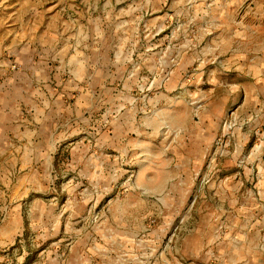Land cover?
I'll use <instances>...</instances> for the list:
<instances>
[{
    "label": "crops",
    "instance_id": "crops-1",
    "mask_svg": "<svg viewBox=\"0 0 264 264\" xmlns=\"http://www.w3.org/2000/svg\"><path fill=\"white\" fill-rule=\"evenodd\" d=\"M137 4L157 13L166 5L187 7L188 0H0V215H8L0 222V264L48 262L43 242L34 254L35 245L19 239L27 228L23 199L44 180L50 136L64 135L71 117L72 132L97 129L101 99L107 145L122 136L132 165L138 144L145 153L138 166L156 168L135 177L137 188L112 201L103 223L124 235L135 263L264 264V23L243 31L242 16L208 18L217 25L185 35L163 79L114 84L85 77L120 70L125 78L134 69L158 74V44L147 47L144 39L161 43L163 18L131 16ZM230 108L247 121L235 131L239 148L218 160L206 190H195ZM72 151L75 160L95 158L85 144ZM183 215L185 235L161 251Z\"/></svg>",
    "mask_w": 264,
    "mask_h": 264
},
{
    "label": "rangeland",
    "instance_id": "rangeland-1",
    "mask_svg": "<svg viewBox=\"0 0 264 264\" xmlns=\"http://www.w3.org/2000/svg\"><path fill=\"white\" fill-rule=\"evenodd\" d=\"M154 14L163 18L161 43L147 38L144 44L147 47L158 44L160 54L156 55V76L152 74L153 70L134 69L126 72L125 78H122L120 70L90 71L85 72V77L95 79L97 83L107 80L114 84L121 83L123 79L126 82L140 81L141 77L153 80L160 76L163 79L169 72L166 65L171 52L180 44L185 46V35L198 37L200 32L217 25L208 18L225 15L242 16L243 31L252 30L253 24L264 23V0H188L187 7L166 5L157 13L140 4L131 6V16L145 19ZM261 29L264 30V26ZM146 58V63L152 65L154 56ZM69 74L71 76L73 72ZM97 89L104 96L103 90L100 87ZM99 101L97 129L92 127L82 129L80 133L72 132L74 118L71 117L62 124L66 131L64 135L50 136L48 166L41 174L44 180L34 182L28 198L23 199L25 213L22 220L27 228L19 239L30 240L35 245L34 254L40 251V243L43 242L47 252L44 254H48V262L44 261V264H137L124 235L116 230H107L105 221L110 219L112 201L122 197L129 186L137 188L135 177L139 173L149 175L156 168L138 166L139 158L145 157L143 147L140 149L138 144L134 145L137 159L132 165L131 157L123 151L127 142L122 140V136L115 137L113 148L107 145L105 134H102L109 126L105 117L106 106L104 100ZM81 144L93 150L95 158L92 161L75 160L72 149ZM204 164L195 180V190L207 189L209 182L203 181L206 175ZM157 169L160 171V168ZM217 170L218 166L209 181L216 178ZM7 218V214H1L0 222ZM173 227H176V236L183 238L185 216H179ZM36 244L40 246L36 247ZM74 255L76 261H73ZM34 264H42L41 259H36ZM141 264H151V259L147 258Z\"/></svg>",
    "mask_w": 264,
    "mask_h": 264
},
{
    "label": "built area",
    "instance_id": "built-area-1",
    "mask_svg": "<svg viewBox=\"0 0 264 264\" xmlns=\"http://www.w3.org/2000/svg\"><path fill=\"white\" fill-rule=\"evenodd\" d=\"M200 106H194V116L197 118V112ZM247 127V121L239 120L237 111L235 108H230L226 111L225 115L221 119L219 133L213 141L212 149L206 155L205 158V173L203 181L209 182L210 175L217 166L218 160L229 157L236 153L239 148L238 141L235 138V131L240 129H245ZM154 220H149L147 224L146 231L149 232L154 226ZM176 236V227L167 233L164 239L160 243V250L165 251L169 249L174 242Z\"/></svg>",
    "mask_w": 264,
    "mask_h": 264
}]
</instances>
